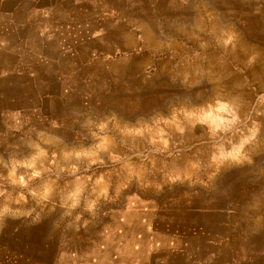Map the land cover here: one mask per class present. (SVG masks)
Instances as JSON below:
<instances>
[{
	"label": "rangeland",
	"instance_id": "rangeland-1",
	"mask_svg": "<svg viewBox=\"0 0 264 264\" xmlns=\"http://www.w3.org/2000/svg\"><path fill=\"white\" fill-rule=\"evenodd\" d=\"M147 8L123 22L124 51L90 54L114 63L100 80L107 99L94 104L116 115L109 120L122 146L104 156L93 143L79 150L93 158L88 165L47 163L18 179L9 166L0 179L4 222L27 227L59 215L45 212L49 205H68L69 219L88 216L124 190L184 192L193 183L196 193L221 195L226 186L237 230L264 223V0H153Z\"/></svg>",
	"mask_w": 264,
	"mask_h": 264
},
{
	"label": "crops",
	"instance_id": "crops-1",
	"mask_svg": "<svg viewBox=\"0 0 264 264\" xmlns=\"http://www.w3.org/2000/svg\"><path fill=\"white\" fill-rule=\"evenodd\" d=\"M152 2L0 0L1 180L9 166L18 179L47 163L88 165L79 150L93 143L104 156L122 146L116 115L94 104L114 63L90 54L124 51L123 22ZM192 184L124 190L117 204L70 219L68 205H49L59 215L27 227L0 217V264H264V223L237 230L226 186L220 195Z\"/></svg>",
	"mask_w": 264,
	"mask_h": 264
}]
</instances>
